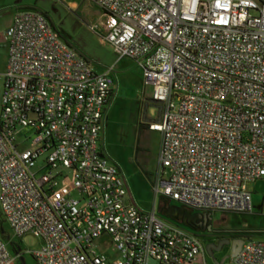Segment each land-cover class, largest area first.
Wrapping results in <instances>:
<instances>
[{
    "label": "built area",
    "instance_id": "obj_1",
    "mask_svg": "<svg viewBox=\"0 0 264 264\" xmlns=\"http://www.w3.org/2000/svg\"><path fill=\"white\" fill-rule=\"evenodd\" d=\"M87 1L101 12L92 30L138 63L163 107L150 124L161 135L157 197L205 214L254 213L247 185L264 179V0ZM7 39L0 210L13 236L41 239L28 252L36 263L209 264L201 237L127 201L125 176L101 146L114 68L95 71L37 10L16 14ZM22 258L0 231V264ZM229 264H264V241L247 240Z\"/></svg>",
    "mask_w": 264,
    "mask_h": 264
},
{
    "label": "rangeland",
    "instance_id": "obj_2",
    "mask_svg": "<svg viewBox=\"0 0 264 264\" xmlns=\"http://www.w3.org/2000/svg\"><path fill=\"white\" fill-rule=\"evenodd\" d=\"M30 10L45 14L50 24L68 36L72 47L88 60L95 71L104 73L114 68L116 97L109 111L101 146L107 152L108 161L125 176L129 189L127 201L144 213L154 210L159 213L161 197H157L155 187L159 173L161 135L150 130H143L139 134L140 122L150 125L157 122L160 116L159 108L151 103L153 87L146 85L144 72L135 60H120L116 52L104 42L102 29L99 30L100 34L92 30L95 24L102 26V20L98 8L87 0H0V116L3 75L9 59L7 31L17 13ZM247 186L253 193L254 213L213 214L212 225L223 234L236 236L243 232L264 231V215L261 213L264 179ZM4 227L20 246L25 264H37L28 252L39 250L41 239L34 235L16 238L7 223ZM107 239L105 237L102 241ZM252 240L264 241V236H254ZM112 249L110 246L103 250L110 256L113 254ZM229 253L230 250L223 251L218 259L224 261L228 258L226 262L229 264Z\"/></svg>",
    "mask_w": 264,
    "mask_h": 264
},
{
    "label": "trees",
    "instance_id": "obj_3",
    "mask_svg": "<svg viewBox=\"0 0 264 264\" xmlns=\"http://www.w3.org/2000/svg\"><path fill=\"white\" fill-rule=\"evenodd\" d=\"M58 32L64 38V40L71 45L68 36L63 32ZM80 55L83 56L81 53ZM143 130H150V125L140 122L139 134ZM158 215L166 221L171 222L172 224H175L198 237H201V233L209 232V227L212 226V214L201 213L193 208L187 207L185 205H180L179 203L174 202L166 197H161V205L159 207ZM205 218H209L208 223L205 222ZM5 224L6 222L0 210V229L4 233V239L10 244V250L12 251V253L18 254V251L22 253L20 246L11 238L10 233L5 230ZM254 236H264V231H251L245 233L243 232L238 233L236 234V236L233 237H241L244 238L245 241H247L253 239ZM23 264H25V261Z\"/></svg>",
    "mask_w": 264,
    "mask_h": 264
},
{
    "label": "flooded vegetation",
    "instance_id": "obj_4",
    "mask_svg": "<svg viewBox=\"0 0 264 264\" xmlns=\"http://www.w3.org/2000/svg\"><path fill=\"white\" fill-rule=\"evenodd\" d=\"M201 238L204 241L203 243L205 247L207 261L210 264H215V262H221V260L218 259V255L225 250H230L228 256L230 257L233 249V243L235 241H245V239L241 237L239 238L223 234L222 231L218 230L216 227H213V225L211 231L209 230V232L201 233ZM226 241H230V243L225 244L222 248H220V244Z\"/></svg>",
    "mask_w": 264,
    "mask_h": 264
},
{
    "label": "water",
    "instance_id": "obj_5",
    "mask_svg": "<svg viewBox=\"0 0 264 264\" xmlns=\"http://www.w3.org/2000/svg\"><path fill=\"white\" fill-rule=\"evenodd\" d=\"M80 54V52H78ZM152 104H154L157 108H159L160 110V115L162 113V110H163V107L161 104H158L156 103L154 100L151 101ZM157 122H160V116H159V119ZM205 222L207 223L208 222V218H205ZM209 230L211 231L212 230V226L209 227ZM1 231V229H0ZM2 235L4 234L2 231H1ZM246 241H243V240H239V241H235L233 243V249H232V253L229 257L230 260H233L234 258L237 257V255L240 253V251L242 250V247L243 245L245 244ZM230 241H226V242H223L220 244V248H222L225 244H229ZM217 250H220V249H217ZM20 251H18L19 253ZM228 259V258H227ZM225 259L224 261H221V262H215V264H225L226 263V260ZM24 258L21 259V262L24 263Z\"/></svg>",
    "mask_w": 264,
    "mask_h": 264
},
{
    "label": "crops",
    "instance_id": "obj_6",
    "mask_svg": "<svg viewBox=\"0 0 264 264\" xmlns=\"http://www.w3.org/2000/svg\"><path fill=\"white\" fill-rule=\"evenodd\" d=\"M99 12H100V11H99ZM17 14H18V13H17ZM100 14H101V12H100ZM95 25H96V24H95ZM116 87H117V86H116ZM116 89H117V88H115L114 99H115V97H116ZM114 99H113V100H114ZM113 102H114V101H113ZM109 111H110V110H109ZM108 115H109V113H108ZM103 132H104V131H103ZM151 132H152V131H151ZM154 133H156V132H154ZM102 136H103V133H102ZM129 203H130V202H129ZM209 264H210V263H209Z\"/></svg>",
    "mask_w": 264,
    "mask_h": 264
}]
</instances>
